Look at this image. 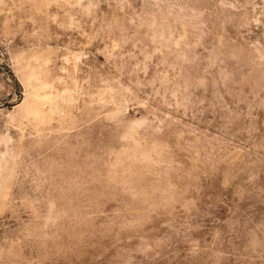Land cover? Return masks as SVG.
Returning <instances> with one entry per match:
<instances>
[{
    "label": "rangeland",
    "instance_id": "rangeland-1",
    "mask_svg": "<svg viewBox=\"0 0 264 264\" xmlns=\"http://www.w3.org/2000/svg\"><path fill=\"white\" fill-rule=\"evenodd\" d=\"M0 264H264V0H0Z\"/></svg>",
    "mask_w": 264,
    "mask_h": 264
}]
</instances>
